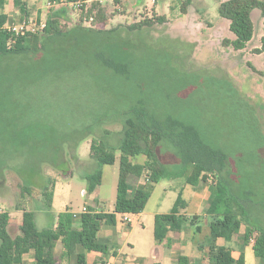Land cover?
Segmentation results:
<instances>
[{
	"label": "rangeland",
	"instance_id": "rangeland-1",
	"mask_svg": "<svg viewBox=\"0 0 264 264\" xmlns=\"http://www.w3.org/2000/svg\"><path fill=\"white\" fill-rule=\"evenodd\" d=\"M26 1L32 16L46 19L57 12L54 19L63 30L87 26L108 31L129 45L124 46V52L133 68L126 79L98 63H88L80 46L96 43L79 38L82 40L78 39L72 55L67 50L47 53L35 67H21L7 77L0 74V157L10 156L11 165L19 168L18 172L6 165L0 172V212L12 213L9 230L13 236L18 233L21 212L16 205L36 210L39 229L51 226L57 213L66 208L79 212L84 205L96 206L97 200L83 194V175L96 166L90 157V141L104 137L116 145L122 120L110 121L107 116H116L130 100L141 99L159 118L171 115L195 126L207 143L230 156L245 177L241 178L243 184L254 180L259 186L264 184V51L259 50L264 35L262 19L256 21L254 15L252 39L242 50H234L222 43L234 35L229 21L219 16L214 0H81L52 6L49 0ZM9 7L14 10L13 5ZM161 15L166 19L163 23L128 28ZM115 155L113 164L102 166V180L97 186L104 199L98 203L104 211L113 208L115 199L118 151ZM158 156L168 172L178 170L179 161L164 143L158 148ZM143 160L144 155H140L133 161ZM252 166L259 173L252 174ZM244 170L250 174L245 176ZM178 176L155 183L141 216L131 214V222L124 226L128 231L130 224L135 225L131 235L134 247L125 246L124 252L131 257L144 253L143 264L155 260L151 254L153 214L169 210L173 188L183 178ZM48 177L54 180L51 207L39 211L44 199L41 185ZM26 182L32 183L30 194L21 191ZM121 219L122 214H117L118 225Z\"/></svg>",
	"mask_w": 264,
	"mask_h": 264
},
{
	"label": "trees",
	"instance_id": "trees-1",
	"mask_svg": "<svg viewBox=\"0 0 264 264\" xmlns=\"http://www.w3.org/2000/svg\"><path fill=\"white\" fill-rule=\"evenodd\" d=\"M64 1L77 3L81 0ZM5 3L6 0H0V74L7 77L8 74H15L14 71L21 67H35L45 60L47 53L67 50L72 55V52H76L77 41L82 40L79 38H87L96 44L80 46L83 59L92 65L98 63L107 71L128 79L133 62L128 54L125 55L124 46L129 45L111 36L108 31L87 26L63 30L55 21L54 16L58 13L54 12L47 16L42 30L15 35L5 28L8 19L3 11ZM16 4L23 17H26L28 13L25 1L16 0ZM90 12L91 9L86 14L89 15ZM217 12L220 17L229 21L228 28L234 35L232 39H223L222 43L234 50H242L252 39L254 15L256 21L262 19L264 24V0H224L219 3ZM165 21L164 15L152 16L133 23L128 28L151 27ZM259 50L264 51V35L261 37ZM32 83L35 85L37 82ZM125 107L118 110L116 116H107L110 121L122 120L116 145H110L104 137H93L89 150L96 166L83 175L86 180L85 191L90 194L101 183L102 166L113 164L116 160L115 151H118V178L113 209L109 212H96L87 208L80 214L79 228L75 229L74 215L66 208L57 214L55 224L39 229L34 211L16 205L17 209L22 210V220L19 233L14 236L8 229L9 213L0 212V264H22V257L27 252L33 253L34 264H59L54 251L57 240L61 242L63 254L67 260L72 261L71 264H88L87 252L106 253L110 249L108 242L98 237L99 227L114 226L117 214H138L145 208L148 193L144 190L131 191V179L142 177L151 187L163 177L178 175H185V181L193 186L200 181H207L209 175L213 178L209 184L211 192L206 211L216 217L210 223L208 237L210 264H243L242 260L233 261L231 247L215 243L218 238L231 240L238 233L241 224L249 226L243 241L252 239L253 254L264 264V184L261 182L259 186L255 180L253 183L243 184L241 178L245 177L241 176L243 174L230 156L207 143L195 126L171 115L159 118L148 111L141 99L127 101ZM89 126L91 124L87 125ZM103 132L105 135L109 134L108 131ZM162 143L170 148L179 161L178 170L174 173L168 172L160 161L158 148ZM140 155H144L143 162L133 161ZM9 157H0V172L4 166H12L13 161ZM12 167L19 170L14 164ZM251 170L252 174L258 171L255 166ZM245 171V176L250 174ZM31 185L32 183L26 182L21 191L30 194ZM53 186L54 180L49 177L41 185L43 211H48L51 207ZM258 196L261 200H258ZM184 205L179 194L169 212L155 215L153 234L156 241H161L168 230L180 231L184 228L187 218L179 212ZM183 258L180 257L179 261ZM92 264L104 262L94 261Z\"/></svg>",
	"mask_w": 264,
	"mask_h": 264
},
{
	"label": "crops",
	"instance_id": "crops-1",
	"mask_svg": "<svg viewBox=\"0 0 264 264\" xmlns=\"http://www.w3.org/2000/svg\"><path fill=\"white\" fill-rule=\"evenodd\" d=\"M24 1L26 3L27 13H28L26 17H23L19 6L16 4V0H6V3L4 4V8H3V11L8 16L6 24H17L18 22L22 20H30V25L35 24L37 27L38 23L42 21L45 23L46 19H43L36 15L35 16L30 15L27 1L26 0ZM214 1H215V8L217 9L219 3L224 0H214ZM9 5H13L14 10H12V8L9 7ZM188 11L189 9L182 12L181 14L187 13ZM192 12L194 13L195 11L192 10ZM15 13L18 14V17H15L16 16ZM179 26L180 25H178V28H177L178 30L183 29ZM212 30L215 32V27ZM181 32L183 31L181 30ZM215 34H217V32H215ZM227 38H230V37H227ZM171 177L173 176H166L161 179H164V178L170 179ZM182 177L183 178L180 184H178L175 188H173L174 189L173 190L174 200L172 201V204L169 207V210L167 212L171 210L177 196L180 194L185 205L183 208L179 210V212L180 214L184 215L187 218L186 224L184 228L180 231L168 230L166 236L161 241H156L154 238V234H153L155 215L157 213H165V212L159 211L153 214L152 235H153L154 244H152V247H151V251H152L151 254H152V258H154L155 260L152 262V264H210L208 250H207L208 244H209L208 237L210 235V223L216 218L215 216H211L207 214L206 212L207 211V201H208V197L211 192L210 191L211 187L209 183L208 185H204L202 181H200L195 186L190 185L185 181V175ZM101 180H102V177H101ZM154 185L155 183L150 185L151 187H149L148 183L142 177L133 178L131 179V189L130 190L131 191L144 190L148 193V199H149L152 193V189L154 188ZM147 188L149 190H147ZM170 188L172 187L170 186ZM83 194L88 195V198L90 196L91 201L97 200L95 203L96 206L92 208L90 205H84L82 209L79 210V212L71 211L74 215L73 216V227L75 229L79 228L80 214L86 211L87 208H92L96 212L104 211L102 210V208L99 206V203H98L99 200L103 201L104 199L101 198L100 193L97 192V188L90 194H87L84 189ZM42 202L44 204V199ZM17 210L19 211L20 209H17ZM27 210L36 211L34 209H27ZM41 210H43V205L42 207L39 208V211ZM111 210L109 209L108 211H104V212H109ZM20 211L21 212L18 213L19 220L17 221L18 233H19V226L22 220V210ZM8 213H9L8 229H10V223L12 222L11 220L12 213L11 212H8ZM142 213L143 211L136 214V216L139 217L141 216ZM120 221H121V225H118L117 223H115L114 226L103 225L99 227L97 231L98 237L107 241L110 246V249L106 253H101L98 251L87 252L88 264H92L94 261H103L104 264H143L142 262L144 258L146 257L145 255H143L144 253H141L142 255L138 254L137 256L131 257V256H128V254L124 252L125 246L126 247L129 246L131 249L134 247L133 242L131 241V235L134 231L135 225L130 224L129 230L127 231V229L124 230V226L128 225L131 222V220L128 223L124 222L122 219ZM248 231H249V226L246 224H241L239 227L238 233L231 240L225 241L221 238H218L215 241V243L218 245H225V246L231 247V258L233 259V261L242 260L243 264H262L253 254L252 239L250 238L247 241H243L242 239L243 236ZM58 246L60 249H58V255L56 257L59 260V264H71L72 261L67 260V257L63 254L62 244L59 240L55 242V250H54L55 255H56V251H57L56 249L58 248ZM159 257L161 258L162 262L159 261ZM180 257H184V258L181 261H179ZM22 264H34L32 252H27L23 255Z\"/></svg>",
	"mask_w": 264,
	"mask_h": 264
},
{
	"label": "built area",
	"instance_id": "built-area-1",
	"mask_svg": "<svg viewBox=\"0 0 264 264\" xmlns=\"http://www.w3.org/2000/svg\"><path fill=\"white\" fill-rule=\"evenodd\" d=\"M58 4H65L66 2L64 0H51L48 1V5H54L55 3ZM78 3V2H77ZM90 19H92L90 17ZM45 26V23L42 21L38 23L37 27L36 25H30V20H22L18 22L17 24H5L6 30L10 31L11 33L15 35H25L26 33H34L38 30H42ZM209 183H212L213 178L209 175L207 178ZM122 220L126 223L130 222V214L129 213H123L122 214Z\"/></svg>",
	"mask_w": 264,
	"mask_h": 264
}]
</instances>
